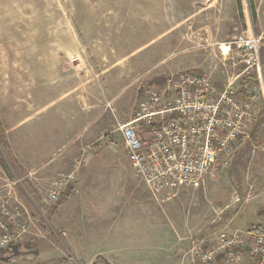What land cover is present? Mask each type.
I'll list each match as a JSON object with an SVG mask.
<instances>
[{"label": "rangeland", "instance_id": "1", "mask_svg": "<svg viewBox=\"0 0 264 264\" xmlns=\"http://www.w3.org/2000/svg\"><path fill=\"white\" fill-rule=\"evenodd\" d=\"M258 2L0 0V163L10 172L0 187L18 181L15 190L31 219L19 244L0 249V264H88L85 257L97 247L70 248L69 212L58 216L55 209L80 191L83 176L102 186L124 174L127 194L132 185L148 192L130 166L118 126L135 117L141 89L171 73L205 71L218 84L241 74L243 55L228 48L240 34L262 37L263 68ZM256 96L260 112L264 98ZM260 117L252 127L258 133L217 177L182 188L169 201L174 224L188 229L181 241L189 243L185 264H193L199 240L205 247L222 229L264 226ZM98 142L103 147L94 149ZM61 174L73 178L62 200L46 205L43 198ZM164 235L159 262L166 260Z\"/></svg>", "mask_w": 264, "mask_h": 264}, {"label": "built area", "instance_id": "2", "mask_svg": "<svg viewBox=\"0 0 264 264\" xmlns=\"http://www.w3.org/2000/svg\"><path fill=\"white\" fill-rule=\"evenodd\" d=\"M262 46V37L252 31L236 36L228 48L243 55L246 67L222 87L210 73L189 69L141 89L135 117L117 131L136 177L159 204L174 199L182 188L217 177L251 140L256 93L264 98ZM255 70L258 79L242 88V78ZM102 147L98 142L94 149ZM72 178H55L43 202L58 204ZM17 182L8 180L0 187V249L19 244L29 231L31 219L15 190ZM203 243L193 246V264H264V229L225 228L208 246Z\"/></svg>", "mask_w": 264, "mask_h": 264}, {"label": "crops", "instance_id": "3", "mask_svg": "<svg viewBox=\"0 0 264 264\" xmlns=\"http://www.w3.org/2000/svg\"><path fill=\"white\" fill-rule=\"evenodd\" d=\"M261 9L264 12V0L257 3V15ZM257 75L255 72L252 76ZM224 83L218 86L222 87ZM260 116L264 117L263 110L258 112L256 122ZM257 133L252 130L251 136ZM237 152L236 157L241 151ZM9 173L8 165L5 168L0 163V186ZM123 175L121 180L115 176L111 180L104 179L102 186L93 181L95 177L83 176L80 191H71L67 200L55 209L54 212L59 210L58 216L64 211L69 212L70 248L96 246L97 249L85 257L88 264H185L189 243L181 241L187 239L188 229L183 230L174 224V203L168 201L161 205L147 188L148 192L143 193L137 185H132L131 193L127 194ZM117 181L121 182L120 185ZM164 233L169 239L168 246L163 249L166 260L159 262L158 241L159 236H165Z\"/></svg>", "mask_w": 264, "mask_h": 264}, {"label": "trees", "instance_id": "4", "mask_svg": "<svg viewBox=\"0 0 264 264\" xmlns=\"http://www.w3.org/2000/svg\"><path fill=\"white\" fill-rule=\"evenodd\" d=\"M256 79H258V77L257 76H249V77H246V78H242V80H241V84H242V88L247 84V83H249V82H251L252 80H256ZM161 82H163L162 80L160 81V82H158V81H156V83H161ZM0 129H2V126L0 125ZM2 163V165H3V167H5V168H7V165H6V163L5 162H1ZM18 168H20V167H18ZM62 200V199H61ZM257 228H259V229H264V227H262V226H256ZM9 248H14V246H11V247H9Z\"/></svg>", "mask_w": 264, "mask_h": 264}]
</instances>
